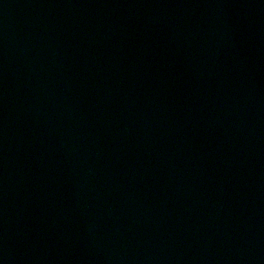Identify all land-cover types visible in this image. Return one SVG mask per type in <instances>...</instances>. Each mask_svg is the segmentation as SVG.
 Returning a JSON list of instances; mask_svg holds the SVG:
<instances>
[{
    "label": "water",
    "instance_id": "1",
    "mask_svg": "<svg viewBox=\"0 0 264 264\" xmlns=\"http://www.w3.org/2000/svg\"><path fill=\"white\" fill-rule=\"evenodd\" d=\"M0 264H264V0H0Z\"/></svg>",
    "mask_w": 264,
    "mask_h": 264
}]
</instances>
